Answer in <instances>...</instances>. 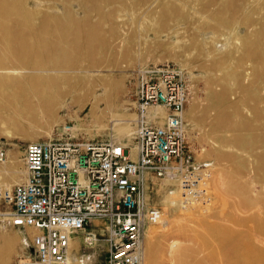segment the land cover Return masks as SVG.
I'll return each instance as SVG.
<instances>
[{
	"label": "bare ground",
	"instance_id": "6f19581e",
	"mask_svg": "<svg viewBox=\"0 0 264 264\" xmlns=\"http://www.w3.org/2000/svg\"><path fill=\"white\" fill-rule=\"evenodd\" d=\"M126 3L127 6L124 0H0V133L6 136L26 133L29 140L50 136L51 125L40 127L37 132H28L27 128L37 126L42 119L53 118L55 110L70 96L71 101L89 104L92 116L99 117L101 122L108 118L114 130L113 139L130 136L131 115L113 111L115 93L122 87L114 72L130 66L128 27L134 19L139 22L146 19L150 25H156L154 31L164 30L166 46L148 61L158 60L159 55L171 49L174 58L182 52L189 59L200 39L192 41L184 23L192 17L194 5H200L197 19L203 28L212 29L210 40L214 42L195 61L207 72L206 82L216 107L212 126L216 131L222 130L211 149L222 162L213 175L222 203L215 206L214 219L206 220L202 212L181 211L176 187L164 195L163 202L166 206L173 205L183 223L200 224L201 228H195L206 239H232L235 255L224 264H264V217L258 216L264 213V0H126ZM152 4L153 16H149ZM206 42L201 40L203 44ZM139 51L135 53L140 55ZM237 58L246 61L237 64ZM190 62L186 60L187 64ZM104 70L108 73H103ZM152 113L162 115L163 110L155 108ZM59 120L56 117L53 121ZM101 126L105 128L107 123ZM232 147L240 150L234 151ZM8 162L0 167V183L5 185L20 181L23 173L18 155L14 154ZM243 171L245 180L240 178ZM227 195L233 199L223 204ZM225 220L239 223L244 235L222 224ZM159 222L160 225L146 229L143 264H157L155 258L159 255L166 258V264H218L196 257L194 247L179 238L169 237L166 244L160 243V236L174 220L161 217ZM27 232L32 234L30 228ZM19 238L18 234L2 233L0 264H6ZM77 247L78 240H71L66 264H91L93 259L89 257L78 258ZM92 256L95 258L96 254Z\"/></svg>",
	"mask_w": 264,
	"mask_h": 264
},
{
	"label": "built area",
	"instance_id": "2783aa9c",
	"mask_svg": "<svg viewBox=\"0 0 264 264\" xmlns=\"http://www.w3.org/2000/svg\"><path fill=\"white\" fill-rule=\"evenodd\" d=\"M136 74L129 141L82 139L66 121L24 145L20 181L0 183V228H30L33 257L12 264H66L69 243L78 238L90 248L103 242L104 264H142L145 229L163 215L146 206L149 173L179 189L185 210L210 201V168L184 156L189 85L183 70L149 66ZM6 160L0 147V164ZM91 221L103 225L89 227Z\"/></svg>",
	"mask_w": 264,
	"mask_h": 264
},
{
	"label": "rangeland",
	"instance_id": "374dc122",
	"mask_svg": "<svg viewBox=\"0 0 264 264\" xmlns=\"http://www.w3.org/2000/svg\"><path fill=\"white\" fill-rule=\"evenodd\" d=\"M150 1L151 0H148V2ZM128 2L129 1H127V3ZM124 3L127 6L126 0H124ZM128 4L130 5V2ZM199 6L200 5H194L193 7L194 9L192 8V11H194L193 12L194 17L192 15V17L184 23L185 27L187 26L186 28L189 30L188 36H191L192 38L191 40L193 41L194 38L200 39V41L195 42V45L192 48V53L189 59H186L185 54L182 52L177 54L176 57L174 58L172 56V52L174 50L171 49L170 51L159 55L158 60L154 62L148 61V58L153 57L156 54V52L159 51V49H163L166 46L165 42L167 43V40L163 38L165 37V33L163 32L164 30L159 29L154 31L156 25L155 26L154 24L150 25V23L146 19H144L146 21L142 20L140 22L136 21L135 19L133 20V23H131L130 26L128 27V31L130 32V36L128 37L130 42L129 46L131 48L130 54L128 53V56L130 55L129 56L130 66H128V68H126L125 70H116L114 72L115 79L122 84V87L118 88V90L115 93V97L113 99L115 106H113V111L116 113H122L126 115L130 114L132 118L131 119L132 121H130V128L131 130H133L134 100H135V91H136V83H137V77H136L137 71L140 68L149 67V66L159 67V68L163 66L166 67L168 66L169 68L175 67V68H181L183 70L189 85V96L185 107V123L188 133V147L185 149L184 156L187 157L190 160V162L194 163L197 166L210 168L211 178L209 181V187H210L209 192L211 198H213V199L210 198V202L206 203V205H208L207 207H204L206 206L204 204L203 207L202 205H200L197 206L198 208L197 207H193L194 209L190 208L191 212L187 210L186 211L188 213L202 212L201 214L206 215L204 216L206 220H213L214 209L218 206L220 207L219 204L222 203L220 202L222 200H220L217 196L219 192L218 189L219 187L213 181V175L216 169L220 167L222 162L216 159V156H214L215 154L212 152L211 149L213 148L216 137L220 135L222 130L216 131L212 126L211 119L213 115L216 113V107L212 103L211 95H210L211 89L206 82L207 72L205 69H202L203 67L201 68V65L198 63V61H195L200 57L202 52L204 53L207 50L211 49L213 46L212 45L213 43L211 42H214V40H210L211 35L213 34L212 29L207 27L203 28L202 23L199 21V19H197L198 11L200 12L201 10V6L200 7ZM153 10H154V6L152 4L148 9L147 15L153 16L152 13ZM149 25L152 28H150ZM157 32H159L160 35ZM157 35L161 38L156 37ZM145 37H148L147 41L146 40L144 41ZM219 38H223V37L221 36ZM203 39H205L209 43L208 42H206L205 44L201 43V40ZM156 41L159 43H157ZM161 42H163V44ZM137 50L138 51L140 50L139 51L140 55H137V52L135 53V51ZM128 56H126V58ZM186 60H191L192 62L187 64ZM236 60H237V64L244 63L246 61V59L244 58L241 60H238L237 58ZM103 73H108V71L104 70ZM100 105H101L100 108L104 106L103 103H101ZM89 108H90L89 104H82L81 100L71 101L69 96L65 99V104L55 110V115L53 118H49L48 120L42 119L38 122L37 126H29V128H27V131L37 132L38 128L40 127L47 128L48 125L54 127L59 123L70 121L73 122L76 128L78 129L79 138L82 139L93 138L94 140H99V141H105L110 138L113 139L114 130L111 129V124L110 122H108V118L101 122L99 117L92 116ZM95 114L98 115L99 112L96 111ZM56 117H60V120L54 123L53 120ZM101 123H107V126L104 128L101 126ZM8 136L9 135L6 136L5 133L3 134L0 133V147H2L7 154V160L3 164H8L9 158H12L13 155L16 154L19 156L20 168L23 170L22 161H21L22 150L27 142L33 140L26 139L25 138L26 133L23 134V136L22 135L9 136V137ZM130 136H125L123 138L124 141H129ZM46 137L47 136L45 135H41L34 137L35 138L34 140L44 139ZM232 149H235L234 151L240 150L237 149L236 147H232ZM239 152L243 154L242 151ZM3 164H0V167ZM240 176L242 180H245L247 178L244 171L240 174ZM4 179L7 182L10 181L9 177L8 178L6 177ZM11 184H7V185H11ZM223 188L224 187H222V189ZM144 189H145V197H146V206L159 207L163 212L162 217H168L169 219L174 220L172 225L168 227L169 229L167 230V232H165L162 236H160L161 239L160 243L166 244L169 237L179 238L194 247V249L196 250V255H197L196 257H202L205 258V260L208 258L209 259L208 263L213 261L214 263L224 264L230 257H233L235 255L234 246L232 245V239L230 238H226L223 240H221L220 238L206 239L205 236L200 235L201 232L198 231L197 228H195L199 226L201 228L200 224L198 226V224L195 223H188V222L183 223L181 218L177 215V211L175 210L173 205L166 206L164 204L163 202L164 195L166 193L174 191L175 189V187L172 184L169 183L167 184V181L161 180L155 177L153 174L149 173L146 175V179L144 181ZM221 191L224 192V190ZM223 195H225V193H223ZM231 199H233L232 195H227L226 201L225 198L223 200V204L225 202L230 203ZM196 208L198 210H196ZM205 210L208 212L207 214ZM181 211L185 212V209L183 211V208H181ZM240 211H243V208H240ZM258 216L264 217V213L260 212ZM222 224H226L228 227H231L232 230L238 231L239 235L240 234H242V236L244 235V231L241 232L242 228L239 223H233L230 222L229 220H225L222 221ZM91 225L92 226L89 227H94L96 229H99V227L103 225V221H99V222L91 221ZM158 225H160V222L156 224L148 225L150 228H148L147 226L146 229L148 230L151 229L152 226H153L152 228H154L155 226ZM27 229L23 230L22 228H17V227L15 228L8 227L4 229L0 228V236L2 235L3 232L18 234L20 236V238L15 242L14 250L10 252L6 264H12L19 256L33 257V254H30L29 252L31 235H29ZM146 229H145V233L147 231ZM204 231L209 232V228H205ZM237 238H241V236ZM144 244H145V235L143 239V255H144ZM105 249L106 246L103 242H100L99 244L90 248L84 246L81 242V238H78V247L76 249V255L78 256L79 259H83V258L85 259L88 257L90 260L93 259L91 264H104ZM94 253L96 254L95 258H93L92 256ZM155 259L157 264H166L167 262L166 258L161 257V255L156 256Z\"/></svg>",
	"mask_w": 264,
	"mask_h": 264
}]
</instances>
